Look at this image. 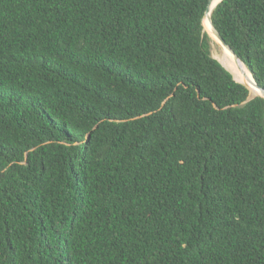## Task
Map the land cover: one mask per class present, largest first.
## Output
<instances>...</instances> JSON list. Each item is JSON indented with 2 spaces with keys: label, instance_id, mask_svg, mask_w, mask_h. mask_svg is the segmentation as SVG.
I'll list each match as a JSON object with an SVG mask.
<instances>
[{
  "label": "trees",
  "instance_id": "16d2710c",
  "mask_svg": "<svg viewBox=\"0 0 264 264\" xmlns=\"http://www.w3.org/2000/svg\"><path fill=\"white\" fill-rule=\"evenodd\" d=\"M208 3L0 0V264H264V97ZM211 16L264 86V0Z\"/></svg>",
  "mask_w": 264,
  "mask_h": 264
},
{
  "label": "bare ground",
  "instance_id": "6f19581e",
  "mask_svg": "<svg viewBox=\"0 0 264 264\" xmlns=\"http://www.w3.org/2000/svg\"><path fill=\"white\" fill-rule=\"evenodd\" d=\"M219 1L220 0H212L211 11L209 12V14L205 17L203 21L204 28L206 31L212 32V36L217 40L219 45H221L220 55L222 59L224 60V63L222 62L223 65H225V67H227V69H229L233 73L237 81L244 83L248 87L250 91V96L254 95L255 97V95L257 96L260 93V90L257 88L255 79L250 74L248 68L242 62L237 61L234 55L231 53V51L227 47L221 44V39L218 35L215 36V34H213L214 30L211 25L210 15L212 14L213 9L217 6Z\"/></svg>",
  "mask_w": 264,
  "mask_h": 264
},
{
  "label": "water",
  "instance_id": "95a60500",
  "mask_svg": "<svg viewBox=\"0 0 264 264\" xmlns=\"http://www.w3.org/2000/svg\"><path fill=\"white\" fill-rule=\"evenodd\" d=\"M222 0H220L219 2H221ZM211 7H212V0H209V3H208V6H207V9H206V12H205V16H204V19H205V17L209 14V12L211 11ZM204 19H203V21H204ZM210 21H211V25H212V27H213V30H214V32H213V34H215V36H219L220 37V39H221V44L223 45V46H225V47H227L230 51H231V53L234 55V57H235V59L237 60V61H239V62H242L244 65H245V63L240 59V57L237 55V53L233 50V48L225 41V39L222 37V35H221V33H220V31L217 29V27L214 25V23H213V20H212V16L210 15ZM205 29V28H204ZM208 32V34L210 35V37H213L212 36V32H209V31H207ZM219 60V59H218ZM220 61V60H219ZM221 62V61H220ZM222 63V62H221ZM223 64V63H222ZM225 66V65H224ZM246 66V65H245ZM227 68V67H226ZM249 70V69H248ZM250 72V71H249ZM250 74L252 75V73L250 72ZM253 76V75H252ZM254 78V77H253ZM255 82H256V86H257V88L260 90V93L257 95V96H261V97H264V86H262V85H260L256 80H255ZM244 84V83H243ZM245 85V84H244ZM246 86V85H245ZM247 87V86H246ZM248 88V87H247ZM256 97V96H255ZM255 97H253V98H255ZM253 98H250V91H249V97H248V99H247V101H249V100H251V99H253Z\"/></svg>",
  "mask_w": 264,
  "mask_h": 264
},
{
  "label": "rangeland",
  "instance_id": "374dc122",
  "mask_svg": "<svg viewBox=\"0 0 264 264\" xmlns=\"http://www.w3.org/2000/svg\"><path fill=\"white\" fill-rule=\"evenodd\" d=\"M211 49H212V53H213L214 57L219 59L221 62L224 63V60L222 59V57L220 55L221 54V45H219V43L217 42V40L214 37H211ZM253 96H250V97L252 98Z\"/></svg>",
  "mask_w": 264,
  "mask_h": 264
}]
</instances>
